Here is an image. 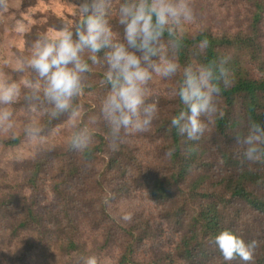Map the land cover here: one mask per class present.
Listing matches in <instances>:
<instances>
[{"label": "trees", "instance_id": "trees-1", "mask_svg": "<svg viewBox=\"0 0 264 264\" xmlns=\"http://www.w3.org/2000/svg\"><path fill=\"white\" fill-rule=\"evenodd\" d=\"M28 2L32 0H26V3ZM110 2L111 9L108 19L117 38L120 39L122 29L117 22V10L123 0H110ZM198 19L200 18L196 15L195 21ZM62 22L64 21H58L48 13L47 21L41 23L44 28L32 26L29 33L24 35V48L31 52L32 44L38 36L43 34L40 30L46 27L58 28ZM262 23V5H258L257 11L250 17L247 30L216 33L207 27L196 29V31L182 28V47L173 53L182 68L188 64H203L222 55L230 57L227 67L230 69L234 82L218 97V107L223 112V116L213 122L218 132L225 137H229L240 126L235 112L245 121L247 130L251 122L264 123V31L261 28ZM204 39L209 41V46L204 53H200L197 45ZM166 41L167 37H165ZM100 55L102 56L103 53ZM103 71V65L93 66V72L85 82L83 93L99 90L106 94L108 89L101 83ZM28 72V80L38 79L34 71L28 69ZM154 77L163 82L164 78L155 75ZM164 80L170 84L169 88L176 89L179 85L180 74ZM29 92L30 90L24 88L23 85L19 103L26 109L33 106L41 112L39 121H29V125L46 132L59 120L68 116V114H61L52 118L49 115L51 105L44 101L42 95L39 100H26L24 97ZM161 98L162 96L159 100ZM80 99L81 96L74 103L79 105ZM173 105L175 109L168 119L162 108L158 107V118L154 120L151 130L147 133H139L142 134L145 144L148 143L146 137L151 139L158 153L159 150L166 153L170 148L175 149L171 156L166 155L168 161L159 157L155 162H148L155 173L150 174L149 166L136 157L127 140L128 137L120 144L117 151H112L107 140L108 129L103 124L96 130L87 128L86 135L91 136L92 141L85 152H76L70 148L71 136L66 144L53 145L52 151H48L52 146L41 147L33 156L26 159L23 167L27 185L38 188L39 179H43L47 173H50L51 179H56L52 185L53 191L57 197L65 200L61 205V210L68 214L74 197V194L71 196L68 188L70 184L79 181L82 165L89 167L101 164L104 173L112 174V181L117 186L127 171L125 170L121 176L117 175V170L121 171V165L124 163L129 165L136 174L135 183L146 184L149 196L154 201L170 200L172 197L170 187L183 185L184 189L180 195H184L185 199L195 208L192 213L188 214V219L184 218L186 213L184 204L178 205L175 210L168 213V216L172 217L183 229V237L173 245L171 250L165 248L161 239L162 227L151 228L150 221L135 219L130 225L125 223L121 225L119 222L110 224L109 222L110 238L113 239L117 232L125 240L124 247H122L124 250L121 251L115 264H214L216 260L211 255H216L222 264L241 262L239 260L224 261L216 247L209 243L212 237L224 229L236 232L246 241L252 239L259 241V247L254 253L253 264H264V158L261 161L249 163L244 159L242 149L234 153L224 149L221 154L226 167L221 175L215 177L213 167H211L212 161H206L204 158L205 149L200 141L203 137L196 141H189L186 136L179 135L176 129L170 128L171 117L183 107L178 97ZM92 113H100L99 108L92 110ZM77 132L78 130L73 134ZM21 137V133H18L15 139L1 138L0 143L3 146H14L21 141ZM15 197V193L0 196V214L6 213V208ZM107 200L111 201V198ZM102 202L101 211L105 213L106 204ZM235 202L240 205L245 204L247 210L251 209L254 215L244 214L242 207ZM232 205L235 206L231 209ZM23 207V213L26 210L27 217L25 218L23 213L16 214L10 226L14 231L13 236L20 228L39 234L38 242L29 244L27 251L51 242L56 237L61 241L60 246L61 244L66 245V252L85 255L86 244L80 241L76 220L74 221L75 226H71V231L67 232L62 222L64 217L61 211L53 215V224L49 220L44 224L41 218L42 213L26 203ZM52 226L56 228L51 230ZM105 239L109 241L106 236ZM146 243H150L151 254L136 261L135 258L139 256L135 257V252H145ZM26 254L27 252L24 256ZM17 260V264H25L23 258L19 257Z\"/></svg>", "mask_w": 264, "mask_h": 264}, {"label": "clouds", "instance_id": "clouds-1", "mask_svg": "<svg viewBox=\"0 0 264 264\" xmlns=\"http://www.w3.org/2000/svg\"><path fill=\"white\" fill-rule=\"evenodd\" d=\"M23 5L24 0H0V20L11 13L18 14L19 19L11 20V27L20 35L30 31L24 23ZM110 9V0H77L74 22L64 21L55 33L46 31L37 37L30 55L15 69H31L38 77L36 81L24 82V88L30 90L24 98L33 101L42 95L51 105L52 118L61 114L75 117L79 105L74 101L82 95L93 66L103 65L101 83L108 90L99 111L108 129L109 147L117 151L127 136L149 132L158 118L159 97L149 90L154 75L169 79L179 73V85L172 94L183 107L171 117L170 128L189 141L199 140L209 125L223 116L217 101L234 82L227 67L230 57L222 55L203 64L181 67L173 53L182 47L181 29L196 19L191 0H123L117 10L120 39L108 19ZM208 46L209 41L204 39L197 48L204 53ZM21 95L16 82H0V130L13 127V113L7 106L15 104ZM39 135L38 127L25 128L27 139ZM91 141V136L77 132L70 148L85 152ZM235 141L247 162L261 161L264 123L251 122L245 134L235 135ZM53 149L54 146L48 151ZM174 151L170 148L166 155L171 156ZM122 219L131 221L132 214L124 213ZM209 243L224 261L239 260L242 264H253L259 247L256 239L246 241L229 229L219 231ZM81 259L82 264H98L95 255Z\"/></svg>", "mask_w": 264, "mask_h": 264}, {"label": "rangeland", "instance_id": "rangeland-1", "mask_svg": "<svg viewBox=\"0 0 264 264\" xmlns=\"http://www.w3.org/2000/svg\"><path fill=\"white\" fill-rule=\"evenodd\" d=\"M195 14L200 18L184 28H190L196 31L202 27H207L216 33L237 32L247 30L250 17L257 11L258 5H262L263 23L261 28L264 31V0H191ZM77 0H32L26 3L24 0V23L29 27H43L41 23L47 21L48 13L56 20L74 22L76 20ZM259 12V10H258ZM19 19L18 14L11 13L8 17L0 20V82L13 81L20 85L21 89L25 81H28L29 72L26 68L24 72L15 71L16 67L27 57L30 52L24 48L25 36L16 33L11 27V20ZM44 28V27H43ZM57 28L46 27L40 30L55 33ZM264 45V33H263ZM32 80V79H31ZM163 79L160 82L157 77H153L150 82V94H155L159 98L158 107L162 108L165 117L168 119L175 106L176 96L172 94L173 88H169L168 82ZM104 92L96 91L92 93H82L79 100V111L75 117H64L54 124L48 131H41L38 137L27 139L25 137V128L29 126V121L37 122L40 119L41 112L33 108H24L17 101L13 105L7 106L13 113L11 129L0 130L1 138H12L21 133V141L14 146H3L0 143V196L15 193V199L6 208V213L0 214V264H17V258L24 259L25 264H82V257L95 255L98 258V264H115L121 251L124 250L125 240L122 235L115 232L111 239L108 233L109 222H119L130 225L138 220H147L151 223V228L162 227V240L166 249L171 250L173 245L183 237V229L179 227L168 213L175 210L178 205L186 208L185 217L194 211L195 206L190 204L182 194L183 185H172L170 192L172 197L167 201H154L149 196L146 184L135 183L136 174L127 164L121 165V171L117 170V175L121 176L125 170L124 178L115 185L112 181V174H106L101 164L86 167L81 166L80 179L78 182L70 184L68 191L73 196L70 204V211L65 214L61 210L64 199L57 197L53 191L50 173L39 179L37 187L27 185L25 178L24 163L26 159L33 156L41 147L66 144L74 132H82L86 135L87 128L96 130L100 125L105 124L100 113L93 114L92 110L100 108ZM21 98V97H20ZM235 117L240 121V126L232 132L229 137H225L218 132L214 123L209 125L208 130L200 140L205 149L204 158L206 161H212L211 167L215 177L224 172L226 167L221 151L227 149L234 153L240 146L236 145L235 135L245 134L247 132L246 123L235 112ZM106 125V124H105ZM131 149L143 164L149 166L148 162H155L160 157L168 161L166 153L159 150L146 137L148 143H144L142 134L127 136ZM162 144V142L160 141ZM163 145V144H162ZM155 173L152 166H149V173ZM111 198V201L107 200ZM106 204V212L101 211V203ZM24 203L33 206L37 212L42 213L41 218L46 224L49 220L54 223L53 215L61 211L63 224L67 232L71 231V226L76 220L80 241L86 244L85 255L68 253L65 251L66 245L60 246V240L56 237L53 241L46 242L27 251L29 244L38 242L39 234L36 232L20 228L13 236V230L10 226L11 221L15 219L16 214H22ZM235 204L242 207L244 214L251 213L247 210L245 204ZM235 205L231 206L234 207ZM124 213H131V221L122 219ZM25 218L27 211H24ZM39 214V213H38ZM58 215V214H57ZM55 227V226H54ZM51 227V230L54 229ZM56 228V227H55ZM41 230V228L39 229ZM72 230L73 227H72ZM56 236V235H55ZM105 236L109 238L106 241ZM145 252H135V260L151 254L150 243L144 246ZM27 252L26 256H24ZM82 256V257H81ZM216 261L214 264H222V261L216 256L211 255ZM231 264H242L234 262Z\"/></svg>", "mask_w": 264, "mask_h": 264}]
</instances>
